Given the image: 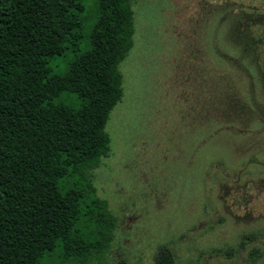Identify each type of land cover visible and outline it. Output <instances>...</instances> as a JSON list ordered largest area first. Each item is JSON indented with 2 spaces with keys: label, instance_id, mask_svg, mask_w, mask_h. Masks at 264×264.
Returning a JSON list of instances; mask_svg holds the SVG:
<instances>
[{
  "label": "rangeland",
  "instance_id": "rangeland-1",
  "mask_svg": "<svg viewBox=\"0 0 264 264\" xmlns=\"http://www.w3.org/2000/svg\"><path fill=\"white\" fill-rule=\"evenodd\" d=\"M80 1L85 37L96 0ZM239 4L258 12L250 20L264 14V0L133 1L132 45L118 64L122 95L105 123L109 151L93 171L116 218L113 237L98 261L56 247L41 264H155L162 247L172 264H246L253 246L261 251L253 264H264V129L247 117L215 118L209 102L225 80L236 99L248 96L245 76L215 50H233L229 12ZM256 28L262 35L263 23ZM69 57L50 58L52 70Z\"/></svg>",
  "mask_w": 264,
  "mask_h": 264
},
{
  "label": "trees",
  "instance_id": "trees-1",
  "mask_svg": "<svg viewBox=\"0 0 264 264\" xmlns=\"http://www.w3.org/2000/svg\"><path fill=\"white\" fill-rule=\"evenodd\" d=\"M133 1L96 0L83 37L80 0H0V264H41L56 247L98 261L108 249L116 218L96 193L93 171L109 151L105 123L122 95L118 64L132 45ZM237 7L229 12L233 50H215L245 76L248 96L236 99L225 80L209 102L215 118L247 117L259 131L264 32L258 15L250 20L258 12ZM67 54L54 72L50 58ZM260 253L250 247L244 261L253 264ZM154 261L172 264L171 253L162 247Z\"/></svg>",
  "mask_w": 264,
  "mask_h": 264
},
{
  "label": "flooded vegetation",
  "instance_id": "flooded-vegetation-1",
  "mask_svg": "<svg viewBox=\"0 0 264 264\" xmlns=\"http://www.w3.org/2000/svg\"><path fill=\"white\" fill-rule=\"evenodd\" d=\"M259 20L261 21L260 23H263L264 24V14H261L259 15ZM155 262V261H154ZM156 264V263H155Z\"/></svg>",
  "mask_w": 264,
  "mask_h": 264
}]
</instances>
